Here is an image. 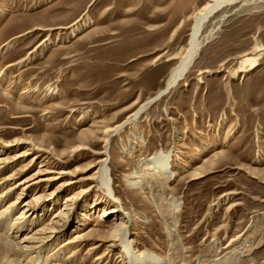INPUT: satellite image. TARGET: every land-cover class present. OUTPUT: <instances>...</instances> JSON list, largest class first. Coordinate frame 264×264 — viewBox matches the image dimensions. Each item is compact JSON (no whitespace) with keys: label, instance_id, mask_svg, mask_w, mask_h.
I'll return each instance as SVG.
<instances>
[{"label":"rangeland","instance_id":"obj_1","mask_svg":"<svg viewBox=\"0 0 264 264\" xmlns=\"http://www.w3.org/2000/svg\"><path fill=\"white\" fill-rule=\"evenodd\" d=\"M209 2L0 0V145L24 139L43 149L39 158L19 156L25 142L0 150L8 160L0 170V211L18 199L0 216V235L8 237L37 191L49 203L28 216L26 232L71 206L64 235L25 254L4 248L0 264H127L120 244L109 246L122 218L103 215L118 201L132 217L129 238L138 253L149 251L162 264H264V0H238L213 14L200 36L220 27L185 77L114 134L116 199L92 181L50 193L100 167L103 132L165 88L188 49L195 15ZM80 143L89 148L72 153ZM160 150L173 154L177 174L145 170L142 185H132L138 178L131 175ZM42 163L56 170L43 176L69 174L50 189L43 183L6 193ZM81 188L90 190L68 201Z\"/></svg>","mask_w":264,"mask_h":264},{"label":"bare ground","instance_id":"obj_2","mask_svg":"<svg viewBox=\"0 0 264 264\" xmlns=\"http://www.w3.org/2000/svg\"><path fill=\"white\" fill-rule=\"evenodd\" d=\"M238 0H210V2L205 5L202 9L198 11V13L195 15V21L194 25L192 28V33L189 41V46L185 54L181 57L180 61L178 64L172 69L167 81H166V86L164 89H162L156 96L150 98L148 101H146L144 104L140 106V108L134 112L126 121L123 123H120L116 125L115 127L107 128L104 132V139L103 142L105 143L104 145V150L99 152L103 157L100 160V167L92 174L89 175L86 178L82 179H75V178H70L66 182H62L59 186L56 188L50 189L49 187H52V185L56 181L63 180L64 176L69 174V172L63 170L61 172H57V175H52V176H43V174H46L48 172H56V170H48L46 169L48 166L47 163H42L40 165L41 169L30 175L29 177L16 180L14 182L13 187H11L6 193H11L12 191H16L20 189V192H27L31 190H38L43 183H47L46 187L50 189V193L54 192L52 190L58 189L61 186H73L76 184H87V182L92 181L93 185L96 189L99 191H102L103 194L105 195L106 198L114 196V189H113V177H112V169L110 167V162H111V153H110V146H111V141L112 137L114 136L115 133H117L119 130H121L128 122L136 119L138 115L143 112L145 109H147L152 102L155 100L156 97H158L160 94L165 95L167 93L168 89H171L175 87L187 74V72L190 70L192 65L194 64L196 58L199 55L200 50L202 47L205 45L206 42L209 40L213 39L215 32L218 30L220 27L217 26L215 29H212L206 34L205 36L201 37V32L203 31L204 25L206 24L207 20L215 13L220 11L224 6L228 4H233L236 3ZM226 18V17H225ZM221 21L224 19V17L220 18ZM80 20V19H79ZM75 21L72 23L71 26L76 25L79 23L78 21ZM41 28V27H38ZM253 58V57H252ZM251 57H247L244 60L243 65L247 66L249 62H251ZM169 92V91H168ZM28 143V149H26L23 153L19 154V156H26L30 154H34V157L39 158L41 154H37L36 152L38 151H43V149L37 147L36 145L32 144V142H27L24 139H16L12 143H2L0 145V150L1 149H6L10 148L9 146H14L21 143ZM89 147H87L86 144L80 143L74 148L71 149L72 153H79L82 150H87ZM47 151V150H46ZM173 154L171 152H165L163 150L158 151L154 156L150 157L148 160H146L143 164L142 167L139 171H136L133 176V178H138L137 180H132L130 183L132 185H142V171L147 170L148 171H153L155 173H159L161 175H176V171L173 169ZM214 163L211 162V165ZM8 165V160L7 158H4L3 156H0V170H2L5 166L7 167ZM46 167L43 169V167ZM92 168H96V165H91L87 169H85V172L88 170H91ZM84 171V170H80ZM208 171L206 166L203 167L202 170L197 171L192 178H198L201 177L205 174V172ZM145 175V174H144ZM14 175L9 177V180H13ZM61 189V188H60ZM90 189H85L81 188L79 192H77L75 195H72L68 198V201L74 200V198H77L80 196L81 193L86 194ZM62 191V190H61ZM48 192V191H47ZM45 193V192H44ZM43 192H36L33 194L32 199L30 201L25 202L22 205V209L19 213V216L17 218L18 221H16L9 229L8 237H4L0 235V243H2V247L0 250L4 248H8L9 251H14V249L18 252H23L28 253L34 249H38L44 245L45 242L51 240L52 238L60 237L64 235L66 231V224L68 222H65V217L67 216V209H70L71 206L66 202L65 207L63 209H60L57 214L52 218L51 223H49L47 226L41 228V229H33V232H26V229H29L28 225V216L29 215H36L37 208L46 205L49 203L47 201L48 199H45V194ZM53 194V193H52ZM79 194V195H78ZM4 195V194H3ZM2 196V195H1ZM2 198V197H0ZM20 198V197H18ZM116 199L117 197L114 196ZM54 202V206H56V201L51 199ZM35 202V203H34ZM117 203V202H116ZM121 203L118 201L116 206H113L111 210H105L103 211V215L105 216V213L108 211L109 213H115L120 215L122 218V221L120 223H116L115 229L113 230L111 234V240L112 244L109 246H114L115 243H119L122 250H123V256L124 259H126L127 264H162L163 259L160 257L156 256L155 254L151 252H144L142 254L138 253L134 241L130 240L129 234H130V225L132 223V217L129 212H126L125 215L123 216L121 214ZM18 204V199L14 200L5 210L0 211V216H4V212H8L10 214L11 209L15 208V206ZM18 206V205H17ZM173 208L178 210L177 208L180 206L179 203H174ZM42 208V207H41ZM88 213V212H87ZM3 214V215H1ZM113 214V215H115ZM85 215H87L85 213ZM116 216V215H115ZM20 221V223H19ZM34 221V220H33ZM64 221V222H63ZM9 224V223H8ZM7 227V226H6ZM5 227V228H6ZM31 231V230H30ZM93 232L92 230L89 232ZM87 233L85 236H88ZM85 236L82 235H77V238H84ZM13 238V241L10 240ZM75 241V240H74ZM69 241L68 243H70ZM76 243V242H75ZM50 247V245H49ZM96 247H99V244ZM41 254V253H40ZM242 254V252H241ZM241 254L236 255V261L237 259L240 258ZM35 255V254H34ZM38 255V254H37ZM43 255V254H42ZM24 256V255H23ZM42 257V256H41ZM73 257V256H72ZM18 258V257H17ZM33 258V257H32ZM25 259V258H24ZM28 259V258H27ZM41 259H39L40 262ZM31 261V260H30ZM35 261V259H34ZM33 261V262H34ZM42 261V260H41ZM23 262V261H22ZM32 262V261H31ZM36 262V261H35ZM8 264H15L19 263L18 259L16 258H10L7 259ZM58 263V262H57ZM56 263V264H57ZM61 264V263H60Z\"/></svg>","mask_w":264,"mask_h":264},{"label":"water","instance_id":"obj_3","mask_svg":"<svg viewBox=\"0 0 264 264\" xmlns=\"http://www.w3.org/2000/svg\"><path fill=\"white\" fill-rule=\"evenodd\" d=\"M170 89L167 90V92L169 91ZM163 94H160L158 97L155 98V100L152 102V104L154 102H156L157 100H159L160 98H162Z\"/></svg>","mask_w":264,"mask_h":264}]
</instances>
